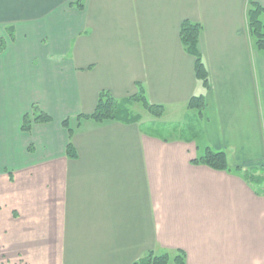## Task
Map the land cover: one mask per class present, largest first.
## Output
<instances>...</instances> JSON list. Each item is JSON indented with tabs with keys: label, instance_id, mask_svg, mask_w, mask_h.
<instances>
[{
	"label": "crops",
	"instance_id": "1",
	"mask_svg": "<svg viewBox=\"0 0 264 264\" xmlns=\"http://www.w3.org/2000/svg\"><path fill=\"white\" fill-rule=\"evenodd\" d=\"M249 1L264 7L0 0V264H133L164 251L185 264H264V184L239 171L264 169V55ZM184 21L201 26L208 91L181 45ZM139 86L164 110L154 120L191 113L187 138L85 118L101 92L124 100ZM200 94L199 116L187 105ZM34 106L50 122L23 132ZM207 148L227 171L191 163Z\"/></svg>",
	"mask_w": 264,
	"mask_h": 264
},
{
	"label": "trees",
	"instance_id": "2",
	"mask_svg": "<svg viewBox=\"0 0 264 264\" xmlns=\"http://www.w3.org/2000/svg\"><path fill=\"white\" fill-rule=\"evenodd\" d=\"M77 7L79 9L82 8L79 3ZM246 25L255 51L264 55V7L249 1L246 10ZM200 33L201 26L199 24L184 21L180 26L179 39L185 52L195 60L194 73L196 79L200 82L202 88L208 91L210 88L209 75L197 49ZM3 48V43L0 41V52ZM136 103L140 104L147 113L155 118H160L163 115V108L161 106L150 105L144 96L143 88L139 86L136 95L124 100H116L107 92H101L98 96L93 114L85 118L91 119L96 123L105 121H115L124 124L138 123L141 118L139 114L133 113L131 109V106ZM187 108L196 110L200 116L204 108L203 96L200 94L192 97ZM49 122L50 118L34 106L31 115H25L23 117L21 130L28 133L33 124H46ZM63 125H66V123L64 122ZM66 151L67 155L72 156L70 144H68ZM191 163L194 165H204L216 171H227L228 169L225 154L222 152H213L208 148L202 157ZM239 171L242 173L243 179L248 185L262 186L264 184V169H239ZM133 264H185V254L182 251H164L159 255L148 252Z\"/></svg>",
	"mask_w": 264,
	"mask_h": 264
},
{
	"label": "rangeland",
	"instance_id": "3",
	"mask_svg": "<svg viewBox=\"0 0 264 264\" xmlns=\"http://www.w3.org/2000/svg\"><path fill=\"white\" fill-rule=\"evenodd\" d=\"M133 111V110H132ZM139 114L141 120V129L143 132L152 133L162 138L181 137L187 138V127L193 121L191 113L187 112V116L182 119L181 114H177L176 118L170 119L171 115L162 117L161 120H154L141 106H136L133 113ZM148 120L154 121L151 124Z\"/></svg>",
	"mask_w": 264,
	"mask_h": 264
}]
</instances>
